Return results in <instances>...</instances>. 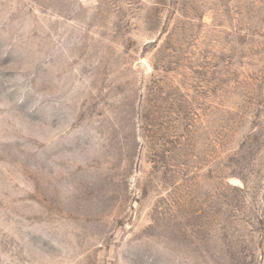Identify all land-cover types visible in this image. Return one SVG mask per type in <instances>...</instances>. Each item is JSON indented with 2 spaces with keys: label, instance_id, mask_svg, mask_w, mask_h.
Segmentation results:
<instances>
[{
  "label": "rangeland",
  "instance_id": "1",
  "mask_svg": "<svg viewBox=\"0 0 264 264\" xmlns=\"http://www.w3.org/2000/svg\"><path fill=\"white\" fill-rule=\"evenodd\" d=\"M0 264H264V0H0Z\"/></svg>",
  "mask_w": 264,
  "mask_h": 264
}]
</instances>
